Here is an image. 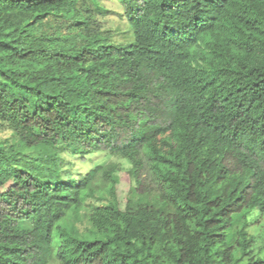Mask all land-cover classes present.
<instances>
[{
	"label": "trees",
	"instance_id": "16d2710c",
	"mask_svg": "<svg viewBox=\"0 0 264 264\" xmlns=\"http://www.w3.org/2000/svg\"><path fill=\"white\" fill-rule=\"evenodd\" d=\"M118 1L0 0V264H264V0Z\"/></svg>",
	"mask_w": 264,
	"mask_h": 264
},
{
	"label": "rangeland",
	"instance_id": "374dc122",
	"mask_svg": "<svg viewBox=\"0 0 264 264\" xmlns=\"http://www.w3.org/2000/svg\"><path fill=\"white\" fill-rule=\"evenodd\" d=\"M118 0H103V5L105 6L106 10L109 11L108 13H105L104 15H101L100 18L102 19V25L104 28L108 29H113V30H119L122 28L123 25H125L124 21L120 19V14L122 13L121 6L119 5ZM124 27V26H123ZM127 31L131 32V29L129 28L128 30H124L122 33H127ZM119 33V32H118ZM118 40H123V37H121L119 34L116 36ZM4 133L0 132V137H2ZM66 160L68 162H71L75 170H79L82 172V174L87 173L92 167L96 165H117L121 167L122 172H128L131 169L130 164L128 163L127 160L117 157V156H108V155H98L94 156L91 159H88L86 162H82L78 158H72V157H67ZM119 176H121V173H118ZM130 184L127 183L126 180L122 179L120 181V187H121V197H126L128 195V191L130 189ZM98 195L100 192L104 191L105 185L97 184L96 186ZM91 203L99 204L96 202L94 199H90ZM79 228L81 231H84L85 228H87V223L86 221H83L81 223H78ZM23 227H30V224H25ZM251 231L253 235L258 239L257 240V245L256 248L264 252V216L262 217L261 220H259L257 223H255Z\"/></svg>",
	"mask_w": 264,
	"mask_h": 264
}]
</instances>
